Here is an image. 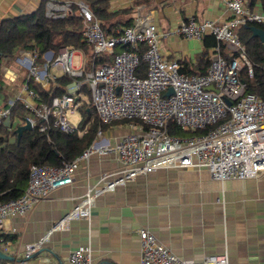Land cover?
Listing matches in <instances>:
<instances>
[{"label": "built area", "instance_id": "obj_1", "mask_svg": "<svg viewBox=\"0 0 264 264\" xmlns=\"http://www.w3.org/2000/svg\"><path fill=\"white\" fill-rule=\"evenodd\" d=\"M247 1L227 0L231 16L223 23L212 20L200 23L189 18L176 29L162 34L154 24L139 28L142 19L137 18L134 26L106 36L86 3L46 0L48 18L65 19L75 13L82 19L83 41L93 46L96 54L114 55L117 48H121V52L112 63L89 72L84 65L75 64L77 54L71 48L61 49L56 56H46L43 66L38 64L37 52H20L16 63L28 70L23 81L26 97L20 96L7 106H0V127L4 125L10 133L16 130L11 116L12 107L19 100L34 115L28 118L33 128L37 120H41V132L53 127L73 133L79 123H72L68 115L80 113L84 105L81 92L84 86L90 90L102 125L122 120H138L142 124L133 121L129 125L131 132L114 140H106L100 129L92 144L73 162L64 161L58 167H32L24 194L18 199L0 202V229L10 218L32 212L55 190L71 185L80 163L88 162L92 156H113L120 165V175L111 179L112 174L102 173L98 183L76 200L51 231L64 229L72 220H90L97 198L159 169H206L213 180L221 182L257 178L264 173V99L246 94V84L240 75L247 70L252 76L253 66L238 33V29L247 24L264 25V12L259 4L250 8ZM174 36L188 40H203L206 36L216 39L211 65L205 75H186L181 72L180 60L168 61L162 56L160 39ZM221 43L226 45L231 59L221 53ZM141 46L147 48L142 55ZM141 60L147 63L145 77L137 73ZM51 69L61 70L72 81L66 86L64 96L36 105L33 100L43 91L39 85L54 81ZM209 87L217 92L208 91ZM170 88L174 93L167 96ZM170 121L184 131L204 133L173 136L167 130ZM14 140L12 137L10 142ZM138 236L141 255L136 264H230L227 255H210L200 261L179 257L148 229H140ZM41 244L39 241L28 245L15 264H28ZM9 246L8 242L4 244V253L8 254ZM68 262L96 264L91 249L84 246L73 249ZM0 264L7 263L1 261Z\"/></svg>", "mask_w": 264, "mask_h": 264}, {"label": "crops", "instance_id": "obj_2", "mask_svg": "<svg viewBox=\"0 0 264 264\" xmlns=\"http://www.w3.org/2000/svg\"><path fill=\"white\" fill-rule=\"evenodd\" d=\"M43 1L0 0V21L33 13ZM226 3L227 0H113L110 12L133 9L126 17L141 18L139 28L154 24L163 34L189 18L200 23H223L231 16ZM160 46L168 61H187L192 66H196L198 55L209 52L212 57L213 52V47L204 46V38H161ZM59 51H49L43 59ZM227 53L230 55L228 50ZM76 54L75 59L81 60L75 64L83 66L86 54L81 50ZM53 70L59 69H51L54 81L39 85L40 90L50 91L58 78L66 76L59 70L63 76L56 77ZM21 72L19 66L16 70H1L7 89L1 79L4 92L0 93V106H5L6 99L12 101L11 94L26 97ZM15 125H24V121ZM117 136L118 131L111 128L105 131L104 138L114 140ZM119 171L113 156H92L88 162L82 161L71 185L55 190L32 212L10 218L0 229L2 251V236L15 238L7 241L10 259L3 262L15 264L28 245L41 241L28 264H70V252L80 246L91 249L96 264H136L141 255L138 231L148 229L161 244L184 259L200 261L210 255H227L230 264H264V173L257 178L221 182L213 180L206 169H159L97 198L90 220H72L64 229L51 231L76 200L98 183L102 173L109 172L114 179Z\"/></svg>", "mask_w": 264, "mask_h": 264}, {"label": "trees", "instance_id": "obj_3", "mask_svg": "<svg viewBox=\"0 0 264 264\" xmlns=\"http://www.w3.org/2000/svg\"><path fill=\"white\" fill-rule=\"evenodd\" d=\"M86 3L94 17L100 22L101 28L106 36H114L117 30L134 26L135 17H126L133 9L121 10L117 13L110 12L113 0H78ZM148 2V0H147ZM139 3H143L139 2ZM259 4L264 12V0H248L247 5L253 8ZM74 10L75 6H74ZM264 30V25L251 23L238 29V33L247 48L248 56L253 66V75L243 70L240 78L246 84V94H252L264 99V44L259 38L254 37L253 29ZM85 27L82 19L75 13L65 19H52L46 16V1L33 13L21 15L0 21V80L2 79V60L16 58L20 52H37L42 58L47 52L57 53L62 48L81 50L86 54V72L95 68L112 63L121 48H117L114 55L94 53V48L83 41ZM217 41L214 37H204V46L209 49L215 47ZM141 46L139 53L146 51ZM221 53L228 59L231 55L227 53V47L221 43ZM181 72L186 75H205L211 65L209 52L198 55L196 66L187 61H180ZM137 73L140 77L147 75V63L141 60ZM72 78L63 76L58 78L48 92L42 91L33 100L37 105L40 103H51L54 98L66 94V86L71 83ZM3 85L0 84V93H3ZM82 93L89 94L90 90L83 87ZM9 101L6 99L7 106ZM32 112L24 104L17 100L12 107V123L17 125L29 118ZM82 117L78 124V130L73 133L64 132L58 128L50 127L47 132H41L42 121L37 120L32 131L25 132L20 141L15 131L9 132L2 125L0 127V202H6L21 197L27 186L31 168L34 166L58 167L62 162H73L92 144L98 131L103 132L121 125H130L133 121L142 124L138 120H122L110 125H102L93 102L80 109ZM168 132L173 136L188 137L199 135L204 131L192 133L184 131L173 121L167 125ZM15 140L10 142L11 138ZM3 242L13 241L15 238L2 236Z\"/></svg>", "mask_w": 264, "mask_h": 264}, {"label": "rangeland", "instance_id": "obj_4", "mask_svg": "<svg viewBox=\"0 0 264 264\" xmlns=\"http://www.w3.org/2000/svg\"><path fill=\"white\" fill-rule=\"evenodd\" d=\"M93 47V46H92ZM94 53H95V51H94ZM96 54V53H95ZM96 55H98V54H96ZM108 55V54H107ZM81 60V57H77L76 59H75V63L76 64H78V61H80ZM85 61H86V63L84 64V67L86 68V66H87V62H88V60H87V57H86V59H85ZM46 61L43 59V57L42 58H38V64L39 65H41V66H43V64L45 63ZM6 67H10V68H13L14 70H16V67L18 68V65H17V63H16V58H8V59H3L2 60V69H5ZM19 68L21 69V73H23V75H24V78L27 76V74H28V70L26 69V68H24V67H21V66H19ZM53 74L56 76V77H61V76H63L62 74V72L61 71H59V70H53ZM2 82H3V85H4V88H5V90L7 89V84L5 83L6 82V80L2 77ZM84 87H87V86H84ZM88 88V87H87ZM89 89V88H88ZM10 97H11V99L12 100H14V99H16V96L15 95H13V94H11L10 95ZM82 98H84L83 99V107H85V106H87V104H90L91 103V100H90V96H89V94H85V96L84 95H82ZM30 117H32V118H34V115L33 114H31L30 115ZM81 118V115H80V113H76L75 115H68V119L72 122V123H74L75 125H77L78 123H79V121L81 120L80 119ZM114 130H116V131H118V134H120V136L121 135H123V134H126V133H128V132H131V128H130V126L129 125H121V126H117V127H114ZM104 133V137H105V132H103ZM108 136V135H107ZM117 137H119V136H117ZM114 138V137H113Z\"/></svg>", "mask_w": 264, "mask_h": 264}, {"label": "water", "instance_id": "obj_5", "mask_svg": "<svg viewBox=\"0 0 264 264\" xmlns=\"http://www.w3.org/2000/svg\"><path fill=\"white\" fill-rule=\"evenodd\" d=\"M253 34H254V37L259 38L261 40V42L264 44V30H262L260 28H254ZM207 90L217 92L214 87H209ZM173 93H174L173 89L170 88L166 95L170 96ZM227 103H228V105H231L230 101H227ZM32 129H33V127L31 125L30 120L28 118H26L25 124L18 126L15 130L18 141H20V139L22 138V136L24 135L25 132L32 131ZM9 259L10 258L8 257V255L6 253H4V251H2V249L0 247V262L4 261V260H9Z\"/></svg>", "mask_w": 264, "mask_h": 264}, {"label": "bare ground", "instance_id": "obj_6", "mask_svg": "<svg viewBox=\"0 0 264 264\" xmlns=\"http://www.w3.org/2000/svg\"><path fill=\"white\" fill-rule=\"evenodd\" d=\"M96 139V138H95Z\"/></svg>", "mask_w": 264, "mask_h": 264}]
</instances>
